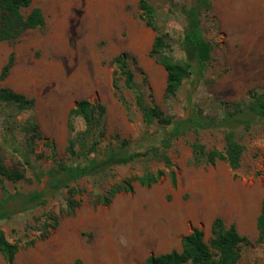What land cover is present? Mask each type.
Masks as SVG:
<instances>
[{
  "label": "rangeland",
  "instance_id": "374dc122",
  "mask_svg": "<svg viewBox=\"0 0 264 264\" xmlns=\"http://www.w3.org/2000/svg\"><path fill=\"white\" fill-rule=\"evenodd\" d=\"M148 1L157 9L159 26L172 33L175 58L184 59L183 7L193 0ZM139 2L34 0L32 7L42 9L45 26L29 30L15 43L0 41V72L15 54V66L2 85L35 99L32 108L0 104V155L7 167L24 174L18 181L0 177V202L5 188L12 194L44 191L47 199L29 207L13 198L11 217L0 221L9 240L19 246L15 264H141L151 254L181 250L183 236L197 227L208 241L217 216L249 239L239 264H264V241H259L257 227L264 198V118L250 110V91H264V0H213L202 15L204 35L212 43L210 58L203 72L195 68L170 100L165 99L166 69L151 56L157 32L141 18ZM123 52L129 54L146 101L167 116L202 113L219 120L229 112H246L237 117L249 126L231 120L246 146L241 167L233 170L225 160L194 162L196 139L207 148L224 149L223 126L188 131L169 150L176 187L168 175L150 187L134 181L133 191L120 192L109 204L96 203V194L111 185L146 169L164 168L159 161L118 165L106 175L78 181L80 205L67 214L66 190H51L49 177L39 175L55 158L76 163L66 149L70 112L80 100L105 106L103 146L119 143L120 136L130 143L124 153L145 151L164 134L163 125H146L134 91L118 80L113 59ZM34 123L41 137L32 130ZM54 216L59 217L56 226ZM0 264H7L1 252Z\"/></svg>",
  "mask_w": 264,
  "mask_h": 264
},
{
  "label": "trees",
  "instance_id": "16d2710c",
  "mask_svg": "<svg viewBox=\"0 0 264 264\" xmlns=\"http://www.w3.org/2000/svg\"><path fill=\"white\" fill-rule=\"evenodd\" d=\"M34 0H0V41L15 43L29 30L43 28L46 24L45 16L40 7H32ZM213 6V0H193L190 5L183 7L187 17V24L182 35L180 46L184 52V59H176L173 51V37L171 31L161 28L156 20L157 9L148 1L140 0L139 8L141 18L145 23L157 32L153 42L151 56L159 62L167 72V85L165 99L176 98L185 80L193 75L195 68L203 72L206 62L210 58L212 43L206 39L202 28V15ZM117 72L120 73L118 80L123 79V86L134 91L136 103L143 113L147 126L157 123L163 125L164 134L159 144L148 147L145 151H133L124 153L129 147L127 139L117 136L119 143L105 145L106 132L103 124L105 106L92 102L90 99H82L70 112V139L67 146L69 155L76 159L75 164L55 158V164L46 172L39 175L49 177V187L55 192L66 190L67 214H73L80 205L77 196L83 192L77 186V182L86 177L106 175L115 166L128 165L134 162L149 163L159 161L164 163V168L156 171L146 169L141 175H132L111 185L105 193H98L96 203L109 204L117 194L122 191H133L134 181L150 187L168 175L174 187L177 185V173L174 169V161L169 153L175 141L184 136L188 131L199 133L201 130L223 126L225 147L224 149L207 148L196 139L192 143L193 158L196 164H215L218 160H225L233 170L241 167L246 146L237 137V126H232L231 120L245 127L250 122L237 115H245L244 111L229 112L221 119L205 117L202 113H188L180 119L167 116L158 105L149 104L144 92L138 86L135 72L129 65V54L123 52L113 59ZM15 66V54L12 52L8 61L0 72V104L16 105L20 109L32 108L35 99L25 94L16 92L2 85V82L10 75ZM116 86L120 88V83ZM253 102L250 110L264 118V91L257 93L250 91ZM124 99L129 108L128 101ZM82 123V126H79ZM168 126H171L168 129ZM32 130L41 137L40 126L32 124ZM55 157V154L53 153ZM6 176L11 180L18 181L24 174L19 170H12L6 166L0 155V177ZM13 198H20L25 206L34 207L46 204V193L34 191L29 194L22 192L10 193L5 188V197L0 202V221L11 217L8 205ZM53 225L59 223V217H52ZM259 241H264V198L262 200L261 213L257 219ZM249 239L242 236L235 224L227 225L224 218L217 216L212 224V235L206 240L205 231L197 227L182 238V249H173L166 253L151 254L141 264H239L242 258V247ZM0 252L7 264H15L19 252L18 244L7 237L5 231L0 228Z\"/></svg>",
  "mask_w": 264,
  "mask_h": 264
}]
</instances>
